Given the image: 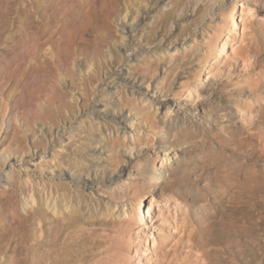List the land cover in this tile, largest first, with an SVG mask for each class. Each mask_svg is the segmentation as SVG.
<instances>
[{
  "label": "rangeland",
  "instance_id": "374dc122",
  "mask_svg": "<svg viewBox=\"0 0 264 264\" xmlns=\"http://www.w3.org/2000/svg\"><path fill=\"white\" fill-rule=\"evenodd\" d=\"M26 190L77 226L40 264H264V0H0V264H31Z\"/></svg>",
  "mask_w": 264,
  "mask_h": 264
},
{
  "label": "bare ground",
  "instance_id": "6f19581e",
  "mask_svg": "<svg viewBox=\"0 0 264 264\" xmlns=\"http://www.w3.org/2000/svg\"><path fill=\"white\" fill-rule=\"evenodd\" d=\"M233 7V6H232ZM231 7V8H232ZM235 9V8H234ZM231 10V9H230ZM236 10V9H235ZM251 11L252 10H250L249 9V11H247L248 13H249V15H251V17H252V13H251ZM243 12L245 13V11L243 10ZM242 12V14H244ZM248 13H246V14H248ZM246 14L244 15V18H245V16H246ZM230 15H231V12H230ZM232 18H233V16H234V14L232 13ZM236 17V16H235ZM229 18V17H228ZM230 20H232V23H230V24H232V27H229L228 29H226V35H225V37H221L223 40L221 41L222 42V44L220 45V47L215 51V53H214V57H212L213 59H214V63L216 64V65H220V64H222V63H224V57H225V52H224V48H226V47H230L231 45L229 44V42H228V39L230 38V37H233V35L234 36H236L237 35V32H236V30L239 28H237L236 27V25H235V20H234V18L233 19H230ZM229 20V21H230ZM227 22H228V20H227ZM243 22V21H242ZM225 24V23H224ZM229 24V23H228ZM225 26V25H224ZM226 26H227V24H226ZM230 26V25H229ZM228 27V26H227ZM226 27V28H227ZM53 30H55V29H53ZM52 30V31H53ZM61 31V30H60ZM225 31V30H224ZM223 31V32H224ZM30 33H32V32H30ZM29 33V34H30ZM58 34H59V32H58ZM57 34V35H58ZM221 34V33H220ZM222 34H224V33H222ZM34 36V35H33ZM28 36V37H25V38H27V39H29L28 40V48H26V49H28L29 51V53L32 55V54H34V53H36L37 52V50L41 47V49H44V48H46V49H44V50H47L48 48H49V46H50V44L51 45H54V43H53V41H52V38L54 37V35H53V33H49L47 30H42V32L40 33V38L38 39L36 36ZM238 36V35H237ZM58 37V36H57ZM24 38V39H25ZM235 38V37H234ZM23 39V40H24ZM26 39V40H27ZM22 40V41H23ZM230 40H231V38H230ZM58 42V46H62V50H64L65 52L63 53V54H65L67 51H68V44L67 45H65L64 44V41H59V40H57ZM220 41V40H219ZM56 42V41H55ZM21 43H23V42H21ZM20 44V43H19ZM24 44L25 45H27L25 42H24ZM23 44V45H24ZM219 44V43H218ZM23 45H21L22 47H23ZM25 45H24V47H25ZM213 45H216V44H213ZM212 45V46H213ZM217 46V45H216ZM59 47V48H60ZM215 47V46H214ZM214 47H212V49L214 50ZM51 48V47H50ZM49 48V49H50ZM57 49V48H56ZM227 49V48H226ZM51 51H54L53 49H51ZM49 52V51H48ZM55 52V51H54ZM54 52L52 53V54H54ZM59 52H60V50H59ZM212 52V51H211ZM234 52H235V56H238L240 59H242L243 60V62H244V58H243V56H242V53H241V49H240V47H235L234 48ZM29 53H28V55H29ZM68 53V52H67ZM51 54V55H52ZM63 54H61V52L60 53H57L56 55H57V57L61 60V63H62V65H63V63H65V65H66V62H67V60L65 59V56L63 55ZM30 56V55H29ZM57 58V59H58ZM60 60H57V61H60ZM36 63V62H35ZM35 63H33L34 64V66H31V64H28V66L27 67H29V65H30V68H28V70H30L31 72H33V70L35 69V67H36V65H39V63L37 64H35ZM68 64V63H67ZM214 65V64H213ZM37 68H39V71H43V68H44V66H42L41 67V65H40V67H37ZM215 69V68H214ZM27 70V71H28ZM15 71V70H14ZM31 72H27V74L29 75ZM11 73H13V71L11 72ZM15 73H16V71H15ZM41 73V72H40ZM13 75V74H12ZM15 76V75H14ZM23 76V75H22ZM157 82V81H156ZM36 83H37V85H38V88H40L39 86H43V83H44V81L42 80V79H40V78H37L36 79ZM149 85V84H148ZM157 85L158 84H155L154 83V85L152 86V87H154V88H156L157 89ZM152 87L150 88V86H149V91L150 92H152ZM154 91V90H153ZM154 93V92H153ZM203 109V108H202ZM201 109V110H202ZM182 110V109H181ZM3 114V113H2ZM204 114H205V112H204ZM33 115V114H32ZM39 115V114H38ZM137 115V114H136ZM135 116V115H134ZM183 116V115H182ZM184 116H186V115H184ZM183 116V117H184ZM230 117V116H229ZM182 118V117H181ZM186 118H187V116H186ZM193 118V117H192ZM201 118V117H200ZM200 118H199V120H197L198 118H197V116L195 117V119H196V121H193L191 118V120L193 121V122H196V124L197 123H200ZM203 118V117H202ZM3 119V118H2ZM189 119V118H188ZM204 119V118H203ZM209 119L210 118H207V116H206V118H205V120L207 121V122H209ZM182 120V119H181ZM184 120H185V118H184ZM179 121H180V119H179ZM192 121H190L191 123H192ZM198 121V122H197ZM177 122H178V119H177ZM182 122H184V121H182ZM181 122V123H182ZM187 122H188V120H187ZM186 122V123H187ZM189 122V123H190ZM202 122V121H201ZM173 123H175V121H173ZM179 123V122H178ZM189 123H188V125H189ZM190 123V124H191ZM213 123V122H212ZM168 124V123H167ZM166 124V125H167ZM207 124V123H206ZM211 124V123H210ZM170 125V124H169ZM171 125H174V124H171ZM176 125V124H175ZM178 125V124H177ZM181 125V124H180ZM185 125V124H184ZM183 126V125H182ZM193 126V125H192ZM207 126V125H206ZM209 126V125H208ZM141 127V126H140ZM180 127V126H179ZM189 128H190V126H189ZM168 129H169V127H168ZM167 129V130H168ZM184 129H186V128H184ZM197 129H198V127H197ZM173 130V129H172ZM176 130V129H175ZM196 130V129H195ZM142 131V130H141ZM170 131V130H169ZM174 131V130H173ZM177 131H178V129H177ZM179 131H181L180 129H179ZM178 131V132H179ZM188 131V130H187ZM186 131V132H187ZM199 131V130H198ZM175 132V131H174ZM183 132V131H182ZM184 132H185V130H184ZM190 132V131H189ZM193 132V131H192ZM138 133H140V131L138 130H135V129H132V131H131V133H128V135H127V137L129 136L130 137V144L127 146L128 147V149H129V152L130 153H133V150H134V144H136V143H134L133 144V141H136L137 139H138ZM142 133V132H141ZM181 133V132H180ZM194 133H196V132H193V134ZM173 134H177V133H173ZM179 134V133H178ZM178 134H177V136H178ZM182 134V133H181ZM180 134V135H181ZM183 134H185V133H183ZM189 134V133H188ZM141 135V134H140ZM170 135V134H169ZM186 135V134H185ZM150 136V135H149ZM176 135H174L173 136V138L175 137ZM177 136H176V138H177ZM197 136V135H196ZM126 137V138H127ZM172 137V136H171ZM180 137V136H179ZM181 137H183V136H181ZM5 138H7L6 137V135L4 134V140H5ZM8 139V138H7ZM175 139V138H174ZM179 139H181V138H179ZM128 141V140H127ZM169 145V144H168ZM167 145V146H168ZM170 145H171V143H170ZM165 148V147H164ZM7 149V144H5V143H3L2 144V146H1V150H6ZM172 149V148H171ZM134 154V153H133ZM174 154V153H173ZM136 155V154H135ZM169 155V154H168ZM133 156V155H132ZM40 158V157H39ZM149 170V169H148ZM123 170H120V172H122ZM165 172H166V170H165ZM164 172V173H165ZM155 174H156V172H155ZM161 174V173H160ZM172 174H173V171L172 172H169V174H168V176H165L166 178H164V179H171L170 177L172 176ZM166 175V174H165ZM172 180V179H171ZM170 181V180H169ZM168 181V182H169ZM28 183H29V180H28ZM170 183H172V182H170ZM31 184V183H30ZM26 185H28V184H25L24 183V187H23V189L24 188H27L26 187ZM28 186H30V187H32V185H28ZM44 187L46 186L47 187V185H43ZM42 186V187H43ZM60 186V185H59ZM45 187V188H46ZM51 187V186H50ZM52 188V187H51ZM50 188V190H52ZM54 189L56 188V189H58L57 187H53ZM33 189V188H32ZM44 189V188H43ZM28 190V189H27ZM27 190H26V199H27V201H26V203L29 205V203H31V205H29V207H28V216H27V218H26V223L27 224H29L28 226H32L33 227V230H32V233H31V236H30V241L32 242L31 244V246H32V248L31 247H29L31 250H30V261H31V264H40V256H39V251L41 250V249H43V251H44V254H45V256H46V258L48 259V258H50V257H52L53 258V256L54 257H58L59 258V256L60 255H62L64 252L63 251H65V250H67L68 249V244H66V242L68 241H61V242H56V241H54V239L53 238H51V232H55V230H57V231H59V230H70V229H74V227H77V226H75L70 220L68 221V219L69 218H66L61 212H57V213H55V215H56V219L55 220H50V222H49V224L48 225H46V227H48V229H49V231L50 232H46V229H43V226H44V221L46 220H43L41 217H40V214H38L37 215V212L39 211V209L40 208H34V199L32 198V197H34V196H31L30 197V195L31 194H27L28 192H27ZM31 190V189H30ZM54 193V192H53ZM58 193V192H57ZM144 198V197H143ZM143 200V199H142ZM30 201V202H29ZM46 203V202H45ZM2 205H3V203H1ZM26 204V205H27ZM37 204V203H36ZM51 204V203H50ZM46 206H47V204H46ZM67 206V205H66ZM36 207V206H35ZM45 207V206H44ZM48 207H49V205H48ZM54 208V207H53ZM56 208V207H55ZM71 208V207H70ZM141 208V207H140ZM50 209V208H49ZM52 209V208H51ZM72 209V208H71ZM134 209V208H133ZM48 210V209H47ZM54 210H56V209H54ZM135 210V209H134ZM142 210V209H141ZM140 210V212H141V215H140V217L138 218V217H136V218H134L133 216H135L134 214H133V216H128L127 218H128V222H143V219H145V214H144V212L145 211H141ZM53 211V210H52ZM57 211V210H56ZM71 211H73V210H71ZM70 211V212H71ZM41 212V211H40ZM133 212V211H132ZM139 212V213H140ZM73 213V212H72ZM71 213V214H72ZM134 213V212H133ZM51 215V214H50ZM54 215V214H53ZM52 215V216H53ZM128 215V214H127ZM146 215H147V217L149 218V219H153L152 217H151V214L149 213V212H146ZM43 216H45V215H43ZM74 216V215H73ZM121 216V215H120ZM47 218V217H46ZM75 218V217H74ZM123 218V217H122ZM124 218H126V213H124ZM48 219V218H47ZM73 219V218H72ZM164 219H165V217H164ZM147 220V219H146ZM163 220V219H162ZM166 220V219H165ZM76 221V220H75ZM139 223V224H140ZM77 224H78V222H77ZM82 224V223H81ZM126 224H127V222H126ZM79 225V224H78ZM132 225V224H131ZM130 225V226H131ZM80 226V225H79ZM85 226V227H84ZM83 227H84V229L86 230V225H84ZM82 227V226H81ZM80 227V230L81 229H83V227L81 228ZM135 227H137V225L135 226ZM30 229V228H29ZM83 229V230H84ZM89 229V228H88ZM114 229V228H113ZM138 229V228H137ZM68 230V231H69ZM83 230H82V232H83ZM91 230H92V228H91ZM135 230V229H134ZM88 231H90V230H88ZM113 231V230H112ZM73 232V231H72ZM77 232V231H76ZM75 232V233H76ZM93 232V231H92ZM92 232H90V233H92ZM104 232V231H103ZM115 232V231H114ZM69 233V232H68ZM67 233V234H68ZM74 233V234H75ZM79 233H81V232H79ZM105 233H106V231H105ZM111 233H113V232H111ZM116 233V232H115ZM139 233V232H138ZM29 234V233H28ZM70 234H71V232H70ZM73 234V235H74ZM88 234V233H87ZM108 234H109V232H108ZM107 234V235H108ZM3 235V234H2ZM78 235V234H77ZM106 235V234H105ZM106 235V236H107ZM136 235H138V234H136ZM146 235H148V234H146ZM1 236V235H0ZM71 236V235H70ZM100 236V235H99ZM105 236V237H106ZM60 237V236H59ZM79 237V236H78ZM89 237V236H88ZM147 237V236H146ZM3 237L1 236V239H2ZM66 238V237H65ZM64 238V239H65ZM74 238V237H73ZM77 238V237H76ZM90 238H92L91 236H90ZM89 238V239H90ZM94 238V237H93ZM104 238V237H103ZM103 238H102V240H103ZM58 239V238H57ZM67 239V238H66ZM70 239V238H69ZM105 239V238H104ZM109 239H111V238H109ZM3 240V239H2ZM20 240V239H19ZM96 240V239H95ZM94 240V241H95ZM107 240V239H106ZM104 241V242H107V241ZM147 242H146V245H148V241L149 240H147V239H145ZM132 241V240H131ZM153 241V240H152ZM2 242V241H1ZM102 242V241H101ZM130 242V241H129ZM154 242V241H153ZM68 243V242H67ZM98 243V242H97ZM139 244V243H138ZM71 246V245H70ZM69 246V247H70ZM149 246V245H148ZM147 246V247H148ZM151 246H152V244H151ZM94 247V246H93ZM99 247V246H98ZM97 247V248H98ZM104 247V246H103ZM103 247H101V248H103ZM41 248V249H40ZM140 248V247H139ZM143 248V247H142ZM141 248V249H142ZM104 249V248H103ZM149 249V248H148ZM147 249V250H148ZM94 250H95V247H94ZM108 250V249H107ZM106 250V251H107ZM140 250V249H139ZM141 253V256H142V258L144 259V263H149V264H151L150 262V258L149 257H151V256H148V255H146V253H145V251H144V248L140 251ZM65 254V253H64ZM62 255V258H63V256H65V255ZM100 254V253H99ZM98 254V255H99ZM29 257V256H28ZM44 258V257H43ZM61 258V259H62ZM152 258V257H151ZM45 259V258H44ZM60 259V260H61ZM93 259V258H92ZM141 259V258H140ZM18 260V259H17ZM40 260V261H39ZM50 260V259H49ZM59 260V259H58ZM100 260H102V259H100ZM53 261V260H52ZM91 261V260H90ZM98 261H99V259H98ZM135 261V260H134ZM142 261V260H141ZM17 262H19V261H17ZM50 262V261H49ZM56 262H60V261H56ZM47 263V262H46ZM96 263V262H95ZM101 263H102V261H101ZM43 264H44V262H43Z\"/></svg>",
  "mask_w": 264,
  "mask_h": 264
}]
</instances>
